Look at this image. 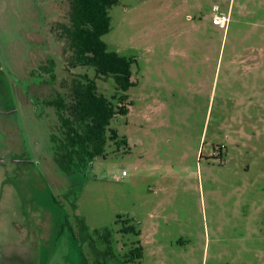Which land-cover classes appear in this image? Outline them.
<instances>
[{
	"label": "rangeland",
	"instance_id": "1",
	"mask_svg": "<svg viewBox=\"0 0 264 264\" xmlns=\"http://www.w3.org/2000/svg\"><path fill=\"white\" fill-rule=\"evenodd\" d=\"M67 8L0 0V264H264V0L114 5L103 39L136 84L111 126L128 144L72 172L43 100L96 72L67 70ZM229 8L224 31L213 14Z\"/></svg>",
	"mask_w": 264,
	"mask_h": 264
},
{
	"label": "trees",
	"instance_id": "2",
	"mask_svg": "<svg viewBox=\"0 0 264 264\" xmlns=\"http://www.w3.org/2000/svg\"><path fill=\"white\" fill-rule=\"evenodd\" d=\"M120 0H67L66 21L58 22V36L66 53L67 70L91 66L95 77L70 73L49 104L56 109L58 125L51 134L54 159L65 172L84 167L103 155L109 140L128 144L111 126L117 115H127L126 101L132 80L134 58L110 49L103 36L111 30V8ZM51 67L53 60L50 59ZM112 77L115 93L109 97L99 90L97 79ZM135 234V226L121 231Z\"/></svg>",
	"mask_w": 264,
	"mask_h": 264
},
{
	"label": "built area",
	"instance_id": "3",
	"mask_svg": "<svg viewBox=\"0 0 264 264\" xmlns=\"http://www.w3.org/2000/svg\"><path fill=\"white\" fill-rule=\"evenodd\" d=\"M212 20L215 25L223 28L224 31H227L228 26L232 20L231 8H229L228 10L215 11Z\"/></svg>",
	"mask_w": 264,
	"mask_h": 264
},
{
	"label": "flooded vegetation",
	"instance_id": "4",
	"mask_svg": "<svg viewBox=\"0 0 264 264\" xmlns=\"http://www.w3.org/2000/svg\"><path fill=\"white\" fill-rule=\"evenodd\" d=\"M50 65H51V62L49 61V65L46 66V67H43V68H45V70H48V68H49ZM48 71H49V73L52 72V71H53L52 67H51V69L48 70ZM50 99H52V98H49V99H46V100H43V99H42V100L45 101V103H47L48 105L52 106V107L54 108V111H55L56 120H55V122L53 123V125H51V127H50V136H51V134H53V132H56V130H57L58 116H57V114H56V109H55V107H54L53 105L49 104V100H50ZM40 100H41V99H40ZM50 139H51V137H50ZM51 141H52V140H51Z\"/></svg>",
	"mask_w": 264,
	"mask_h": 264
}]
</instances>
